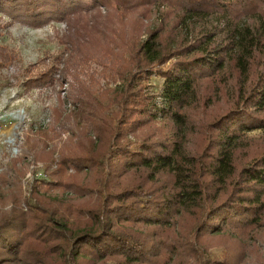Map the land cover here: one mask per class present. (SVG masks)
I'll use <instances>...</instances> for the list:
<instances>
[{
	"label": "trees",
	"instance_id": "trees-1",
	"mask_svg": "<svg viewBox=\"0 0 264 264\" xmlns=\"http://www.w3.org/2000/svg\"><path fill=\"white\" fill-rule=\"evenodd\" d=\"M153 4L167 13L140 41ZM0 13L68 22L71 61L97 35L84 60L109 63L124 85L73 95L54 180L36 178L27 209L21 178L36 156L0 177V264H264V138L246 135L264 130V0H0ZM154 75L161 107L142 86ZM219 247L221 260L202 259Z\"/></svg>",
	"mask_w": 264,
	"mask_h": 264
},
{
	"label": "rangeland",
	"instance_id": "rangeland-1",
	"mask_svg": "<svg viewBox=\"0 0 264 264\" xmlns=\"http://www.w3.org/2000/svg\"><path fill=\"white\" fill-rule=\"evenodd\" d=\"M165 9L160 4L140 9L141 12L145 11L142 21L145 27L137 26L138 31L143 27L140 41L146 37L148 30L162 24L163 15L167 13ZM100 11L106 22L111 23L109 28L114 29L119 20L112 15L113 10L103 6ZM94 14L89 11L75 15V26L86 28L93 21ZM68 24L66 21H51L43 27L34 28L13 22L0 13V50L9 53L6 62L0 61V177L11 168L14 160L25 153L36 156L37 160L29 158V169L21 178L22 196L25 199L21 207L24 209H27L26 201L34 202L30 190L38 178L36 171L43 170L48 174V180H54L49 173L56 169L61 147L71 134L69 127L60 131L58 127L68 119L75 107L73 95L81 90L82 85L89 87L95 95L123 89L124 86L109 63H102L96 57L84 60V53L93 52V47L99 46V42L95 41L99 38L97 35L87 41L81 50L75 42V61H71ZM163 83L164 79L155 75L142 82L144 92L153 97V104L157 107L162 106ZM216 111L217 108H211L209 116ZM246 135L252 139L264 138V130ZM129 139L134 138L129 136ZM30 173L32 177L28 179ZM1 186L3 180H0V193H3ZM8 208L0 205V209ZM254 240V251L264 256V235L256 236ZM223 250V247L211 249L208 256L202 255V259L221 260ZM189 264H195L194 259L189 260Z\"/></svg>",
	"mask_w": 264,
	"mask_h": 264
},
{
	"label": "built area",
	"instance_id": "built-area-1",
	"mask_svg": "<svg viewBox=\"0 0 264 264\" xmlns=\"http://www.w3.org/2000/svg\"><path fill=\"white\" fill-rule=\"evenodd\" d=\"M44 175V171H36V176L41 177ZM32 177V173L28 174V179Z\"/></svg>",
	"mask_w": 264,
	"mask_h": 264
}]
</instances>
